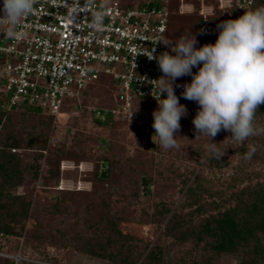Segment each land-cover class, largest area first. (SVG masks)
Wrapping results in <instances>:
<instances>
[{"label": "trees", "instance_id": "trees-1", "mask_svg": "<svg viewBox=\"0 0 264 264\" xmlns=\"http://www.w3.org/2000/svg\"><path fill=\"white\" fill-rule=\"evenodd\" d=\"M185 1L193 4L192 11L180 12L181 0H157V4L167 6L169 11L167 39L176 41L182 34L192 32L198 41L197 48L216 42L220 31L217 25L223 21L238 19L246 11L264 6V0H252L246 9L236 5L235 0L222 8L218 0ZM205 2L213 6L206 16L200 13ZM204 20L208 23V31L201 34ZM197 71L198 68L193 67V74ZM191 79L192 76L186 75L173 85L179 102L188 110L180 123L193 124L199 109L195 101L181 95L182 85L190 83ZM113 88L112 78L103 75L84 87L79 97L67 98L63 111L82 104L87 108V96L96 94L104 95L103 105L114 106ZM157 108V101L146 98L135 100L132 106L134 113L136 110L148 113L152 122V113ZM97 121L116 135L118 127L128 118L115 115L104 121L97 118ZM53 122V115L30 106L9 111L0 107L2 236L23 237L24 244L34 248L39 245L73 248L106 264H223V261L264 264V135L249 137L236 145L231 140L232 134L222 130L216 142L213 140L221 150L226 149L220 160L210 158L207 149L196 148L192 165L182 169L167 159L166 166L160 168L157 165L161 164L155 162V156L148 151L137 150L136 154L129 155L124 147L115 150L105 137L101 144L107 147V153L90 154L85 147L86 141L97 143L98 137L78 138L80 132H75L56 139L52 135ZM255 123L264 127V104L258 108ZM207 142L209 144L208 139ZM249 145H255L257 151L251 159H245ZM44 156L46 172L40 175V160ZM237 156L240 159L235 162ZM63 159L77 163L94 160L93 169L84 177L91 182V188L58 190L54 199L44 200L35 194L34 186H29L40 179V187H54L62 175L60 163ZM103 164L105 167L101 169ZM198 164L202 166L197 171ZM223 168H230L231 172L224 175ZM143 175H150L155 185L144 195L160 200L154 203L151 214L144 209L137 217L135 207L142 192ZM25 186L29 188L20 191ZM176 188L184 192V200L172 211L164 192ZM112 193L118 194L119 199H113ZM170 213L163 231L165 240L171 239L177 246L192 244V249L184 248L177 255H171L170 247L162 241L148 247L149 243H145L142 236L123 226L155 222L159 216ZM0 264L19 263L0 255ZM21 264L38 263L22 260Z\"/></svg>", "mask_w": 264, "mask_h": 264}, {"label": "built area", "instance_id": "built-area-1", "mask_svg": "<svg viewBox=\"0 0 264 264\" xmlns=\"http://www.w3.org/2000/svg\"><path fill=\"white\" fill-rule=\"evenodd\" d=\"M179 6L180 12L193 10L185 0ZM101 10L104 26L97 30L91 25ZM200 13L205 16L204 5ZM168 21L167 6L157 0H37L17 28L21 36L8 38L0 24V107L30 106L57 117L67 98L79 97L89 83L107 75L114 81L115 105L93 107L94 114L102 121L115 115L130 119L135 100L156 101V82L149 81L163 75L157 61L143 54L155 48L157 56L175 55L157 43L167 39ZM207 24L201 23L204 33Z\"/></svg>", "mask_w": 264, "mask_h": 264}, {"label": "clouds", "instance_id": "clouds-1", "mask_svg": "<svg viewBox=\"0 0 264 264\" xmlns=\"http://www.w3.org/2000/svg\"><path fill=\"white\" fill-rule=\"evenodd\" d=\"M36 3L37 0H2L0 24L6 25L4 34L8 38L22 35L17 28L34 11ZM104 16L103 10L94 12L91 26L102 30ZM217 28L220 31L214 44L197 48L196 35L189 32L176 41L158 39L157 43L170 46L175 55L165 51L157 56L155 48L150 54H143L156 60L163 73L159 79L149 81L156 82L158 94L153 97L158 108L152 113V127L163 149L179 147L176 137L181 129L180 120L188 110L179 102L173 85L186 75L192 79L182 85L181 95L199 105L192 123L196 137L209 140L210 158L220 160L225 154L226 149L221 150L213 142L222 130L232 134L231 140L236 145L249 137L264 135V127L255 123L258 108L264 104V6L246 11L238 19L223 21ZM193 67L198 68L195 74ZM165 93L166 98L161 99ZM153 142L157 144L154 139ZM256 151L255 145H249L244 158L251 159Z\"/></svg>", "mask_w": 264, "mask_h": 264}, {"label": "rangeland", "instance_id": "rangeland-1", "mask_svg": "<svg viewBox=\"0 0 264 264\" xmlns=\"http://www.w3.org/2000/svg\"><path fill=\"white\" fill-rule=\"evenodd\" d=\"M219 7H226L232 4L233 0H218ZM252 0H235L236 5L246 9L251 5ZM205 6V16L212 12V5H208L206 2ZM185 11V13L190 12ZM104 96V95H103ZM101 94H96L94 96H87V108L82 106L77 108H72L71 110L63 111L62 114L54 117V126L52 135L56 139H60L63 135L75 132H80L78 138H86L91 135L98 137V142L94 143L91 140L86 141V149L90 154L96 155V153L102 152L107 153V147H104L102 143L103 137L107 138L108 141L113 144L115 150L120 147H124L127 154L132 155L136 154L137 150L148 151L149 154L155 156V162L161 164L157 165L160 168L166 166L167 159L174 161L177 166L182 169L192 165V154H194L196 148L207 149L208 152V142L206 137L197 136L196 130L193 124L187 122H181V129L177 135V141L179 144L178 148L172 149H163L159 146L158 138L152 135L155 133V129L152 127L153 122L149 114L145 111L136 110L133 117L128 119L125 124L118 127L117 134H111L110 129L106 126H102L97 121V116L94 111L95 107L104 106L102 102L104 101ZM83 99V98H82ZM135 102V101H134ZM134 105V103H133ZM94 107V108H93ZM221 133H218L214 142ZM154 136V137H153ZM156 140L157 144L153 142V139ZM92 148V150L90 149ZM46 156V151H44ZM45 156L40 160L41 167L40 175H43L46 172V162ZM124 158V156H122ZM240 159V156L235 158V162ZM158 160V161H157ZM204 158L201 160L203 163ZM181 163V164H180ZM180 164V165H178ZM201 164L197 165V171L201 169ZM94 166V160H81L78 163L71 159H63L60 163L61 177L59 182L54 187L42 188L40 187V179L36 180L34 184L29 187L34 186L35 194L42 197L44 200H52L57 194L58 190H73V189H85L89 190L91 188V182L84 179L88 171H91ZM105 167L101 166L102 169ZM224 175H228L231 172L230 168H223L221 171ZM209 176H213L211 173H208ZM142 186V192L140 199L137 201L135 207L136 216L139 217L143 214V210L146 209L151 214L154 210V203L159 202V197H150L151 195H144V192L154 189L155 185L153 184V178L150 175H143L140 180ZM29 187H22L20 191L26 190ZM116 188V187H115ZM164 198L166 203L171 207L172 211L176 208H179L180 203L184 200V192H181L179 188H176L174 191L166 190L164 192ZM113 194V199H119L118 194ZM149 194V193H148ZM124 202V201H122ZM171 211V213H172ZM171 213L166 215L159 216L158 221L143 223V224H124L123 226L131 230L132 232L143 237V241L148 242L149 246L153 245L156 242H164L170 247V254L177 255L181 253L182 250L192 249V244L186 243L180 246H177L171 239L165 240L163 237V231L165 228V223ZM0 243L3 245V249L0 250V255L13 258L16 263L21 264L22 260L27 262H34L38 264H106L97 258H92L87 254L76 251L73 248H61L56 249L52 245L40 246L39 248H34L32 246H26L24 244L23 237H9L5 238L0 232ZM45 250V251H44ZM181 250V251H179ZM55 259V260H52ZM223 264H229L228 261ZM232 264V263H231Z\"/></svg>", "mask_w": 264, "mask_h": 264}]
</instances>
